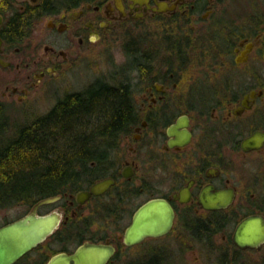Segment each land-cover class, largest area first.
<instances>
[{
	"label": "flooded vegetation",
	"instance_id": "obj_1",
	"mask_svg": "<svg viewBox=\"0 0 264 264\" xmlns=\"http://www.w3.org/2000/svg\"><path fill=\"white\" fill-rule=\"evenodd\" d=\"M230 1L79 0L46 11H39L43 0L0 6V67L11 68L17 57L19 73L0 90L5 110L8 103L33 104L40 84L91 53L98 39L140 33L134 81L121 82L133 119L117 135L88 131L84 143L98 159L75 164L77 176L60 185L65 192L54 208L39 210L61 216L45 242L75 245L58 253L102 244L114 248L107 263L113 264L148 242L143 256L126 264H184L187 249L195 264H256L251 257L264 244L241 248L235 234L251 217L264 220V0L228 10ZM37 14L48 20L42 56L28 51ZM108 180L101 194L85 195ZM150 201L171 208L170 230L127 245L126 230ZM95 215L112 219L109 234H90Z\"/></svg>",
	"mask_w": 264,
	"mask_h": 264
},
{
	"label": "trees",
	"instance_id": "obj_2",
	"mask_svg": "<svg viewBox=\"0 0 264 264\" xmlns=\"http://www.w3.org/2000/svg\"><path fill=\"white\" fill-rule=\"evenodd\" d=\"M7 1L0 0V4ZM58 2L75 4L79 0H43L39 11L50 10ZM12 34L22 35V31ZM124 87L123 83L99 82L71 94L10 138L5 132L8 116L0 105V210L20 205L32 208L65 192L60 185L77 176L75 164L84 168L86 161L98 159L84 143L88 131L92 136L117 135L133 119Z\"/></svg>",
	"mask_w": 264,
	"mask_h": 264
},
{
	"label": "rangeland",
	"instance_id": "obj_3",
	"mask_svg": "<svg viewBox=\"0 0 264 264\" xmlns=\"http://www.w3.org/2000/svg\"><path fill=\"white\" fill-rule=\"evenodd\" d=\"M236 1L237 0H235V2ZM235 2L230 1L228 3V10L248 7L247 0H239L234 4ZM1 5L2 4H0V6ZM35 16H37L39 28L34 32L28 31L27 33L29 40L28 51L30 53H35L37 56H42L44 52V44L47 43L45 42L47 40L44 38L46 34H44V31H48V20L42 14H37ZM139 34L140 33H125L114 40L98 39L93 42L91 53H84L83 55L85 57L76 63H64L55 75H51L44 80L40 84L41 87L39 93L33 104L8 103L6 106V114L8 116V129L5 131L6 138L14 136L16 132L25 125L31 124L32 121L41 116H45L56 104L70 96L72 93L83 92L99 82H108L117 85L130 79L134 81L135 74L132 71L134 68V57L132 54L134 50L133 42L134 40L139 39ZM146 36L147 34H144L141 37ZM159 36L162 37L160 34ZM160 37H158V35L156 37L152 35V38L154 39ZM19 43L20 44L16 45L17 48L24 50V42ZM11 62L13 64L11 68L5 69L0 67V90L4 87V82L12 80L19 75L17 72L18 70L15 68V65L18 62L17 57L13 58ZM53 204L40 207V212L44 213L52 210L54 208ZM30 208L29 205H20L10 209L0 210V227L21 218L26 213H29L33 207ZM92 219L95 221L90 229V234L92 235H107L109 234L107 227L113 229L111 218L106 220L95 215ZM67 245L69 249L75 248V245H70L65 242L60 243L54 237L45 242L40 248L28 254L17 264H45L53 254H57ZM149 247L150 243L146 242L140 246L126 250L122 252V255L115 259L113 264H126L129 261H133L134 258L143 256ZM192 256V250L187 249L186 261L184 264H195L192 261ZM251 261L256 262V264H264V249L259 253H254L251 257Z\"/></svg>",
	"mask_w": 264,
	"mask_h": 264
},
{
	"label": "water",
	"instance_id": "obj_4",
	"mask_svg": "<svg viewBox=\"0 0 264 264\" xmlns=\"http://www.w3.org/2000/svg\"><path fill=\"white\" fill-rule=\"evenodd\" d=\"M7 66V65H5ZM113 182L108 180L93 187L92 194H101ZM59 197L43 199L21 218L0 227V264H17L42 245L58 229L61 216L57 212L39 214L40 207L57 202ZM172 210L165 203L150 201L135 214L126 230L125 243L137 245L149 237L161 236L170 230ZM235 242L241 248H260L264 244V220L251 217L237 228ZM114 248L87 243L74 253L53 255L46 264H107Z\"/></svg>",
	"mask_w": 264,
	"mask_h": 264
}]
</instances>
